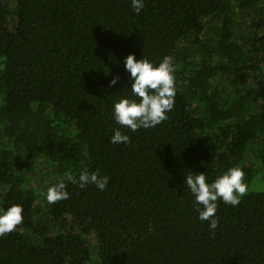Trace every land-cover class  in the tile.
<instances>
[{
  "label": "trees",
  "instance_id": "1",
  "mask_svg": "<svg viewBox=\"0 0 264 264\" xmlns=\"http://www.w3.org/2000/svg\"><path fill=\"white\" fill-rule=\"evenodd\" d=\"M133 53L172 59L175 105L112 144ZM234 166L249 191L217 202L212 230L186 176ZM261 170L264 0H145L139 15L131 0H0V208L24 209L0 264H264ZM81 171L110 177L106 190L68 182L69 199L43 208L44 190Z\"/></svg>",
  "mask_w": 264,
  "mask_h": 264
},
{
  "label": "clouds",
  "instance_id": "2",
  "mask_svg": "<svg viewBox=\"0 0 264 264\" xmlns=\"http://www.w3.org/2000/svg\"><path fill=\"white\" fill-rule=\"evenodd\" d=\"M144 2L145 0H131V7L137 15L141 13ZM124 66L131 83L130 94L121 96L112 103L113 120L120 126L111 135L112 144H130L131 137L121 131L122 128L131 132H137L141 128H155L168 119V113L175 105L176 66L170 57L165 56L159 64H155L145 57L137 59L133 53L125 57ZM118 80L119 77L113 78L110 85H116ZM244 177L243 168L237 166L226 169L211 181L205 173L186 176V188L194 197L199 219L208 222L210 229L215 230L219 225V218L216 216L218 201L235 207L248 193L249 186ZM109 180L110 177L97 172L81 171L78 176L68 172L64 178L48 187L46 202L52 205L69 199L68 182L78 184L81 188L94 184L100 191H104ZM23 211L20 204L0 208V237L12 233L23 223Z\"/></svg>",
  "mask_w": 264,
  "mask_h": 264
},
{
  "label": "rangeland",
  "instance_id": "3",
  "mask_svg": "<svg viewBox=\"0 0 264 264\" xmlns=\"http://www.w3.org/2000/svg\"><path fill=\"white\" fill-rule=\"evenodd\" d=\"M214 29L210 26V28L207 29V37H213L214 36ZM48 169L45 168L43 165H39L38 168H37V176L35 177L34 181H40V179H43L45 180V183H47L49 180H51L52 178V175L51 173L49 172V170L47 171ZM264 171L261 170V174H259V176L262 175ZM41 175V176H40ZM40 176V177H39ZM49 183V182H48ZM251 189H264V180L262 179V182L261 181H258L257 183H253V185L251 186ZM46 192H47V189L44 190V192L41 194V198H40V202L43 206V208H45V204H46ZM91 244H95L96 243V240H95V237L92 236L91 238ZM96 245V244H95ZM94 256H97V255H94Z\"/></svg>",
  "mask_w": 264,
  "mask_h": 264
}]
</instances>
